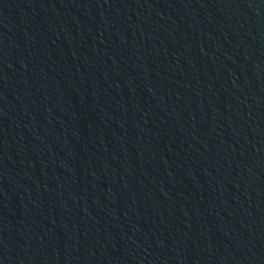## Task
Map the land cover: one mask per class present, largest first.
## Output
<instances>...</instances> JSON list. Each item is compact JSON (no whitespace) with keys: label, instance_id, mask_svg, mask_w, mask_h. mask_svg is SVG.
Returning <instances> with one entry per match:
<instances>
[{"label":"water","instance_id":"obj_1","mask_svg":"<svg viewBox=\"0 0 264 264\" xmlns=\"http://www.w3.org/2000/svg\"><path fill=\"white\" fill-rule=\"evenodd\" d=\"M0 264H264V0H0Z\"/></svg>","mask_w":264,"mask_h":264}]
</instances>
